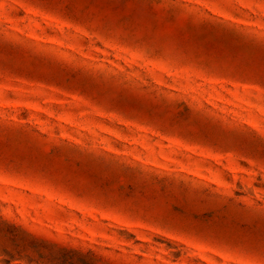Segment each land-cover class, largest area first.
I'll return each mask as SVG.
<instances>
[{
	"label": "rangeland",
	"instance_id": "1",
	"mask_svg": "<svg viewBox=\"0 0 264 264\" xmlns=\"http://www.w3.org/2000/svg\"><path fill=\"white\" fill-rule=\"evenodd\" d=\"M0 264H264V0H0Z\"/></svg>",
	"mask_w": 264,
	"mask_h": 264
}]
</instances>
